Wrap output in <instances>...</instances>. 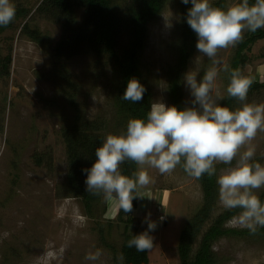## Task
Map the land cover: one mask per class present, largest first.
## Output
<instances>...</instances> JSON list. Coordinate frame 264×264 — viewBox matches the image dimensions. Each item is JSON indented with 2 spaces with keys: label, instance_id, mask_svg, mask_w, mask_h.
Instances as JSON below:
<instances>
[{
  "label": "rangeland",
  "instance_id": "374dc122",
  "mask_svg": "<svg viewBox=\"0 0 264 264\" xmlns=\"http://www.w3.org/2000/svg\"><path fill=\"white\" fill-rule=\"evenodd\" d=\"M41 1L11 0V3L30 11L26 21L46 37L43 45L19 33L20 21L0 33V62L11 55L9 76L0 73V264H116L123 241V227L116 221L117 202L106 201L101 194L92 216L84 213L80 199L66 191L68 165L61 137V130L75 122L100 126L103 142L108 134L124 132L114 108L115 76L107 58L86 52L54 60L52 51L62 37L64 21L57 23L35 13ZM130 1L111 0V3L116 13L124 17ZM222 1L226 9L240 0ZM180 5L181 0H167L148 26L140 70L151 92L152 104L168 105L166 73L174 65L181 44ZM83 17L82 9H74L73 26H80ZM234 50L235 47L221 49L218 55L229 65ZM261 53L264 48L257 44L248 55L243 75L264 82V61L257 58ZM209 67L211 61L195 48L181 78L184 107L190 106L192 99L183 83L184 73L198 71L199 80ZM60 68L67 73L74 89L66 86ZM226 78L227 72L220 71L215 87V92L224 98ZM246 102L264 104V90L248 96ZM240 106L238 101L233 109ZM251 145L255 147L251 162L264 166V131L257 132ZM248 146L241 148L240 153ZM238 159L239 154L231 165L216 163L221 166L218 176L235 166ZM141 168L147 170L151 182L139 189L143 198H137L131 216L145 220L150 215L157 223L150 233L154 246L148 250V264H179V235L202 204L200 184L179 165L171 174H161L148 165H137V172ZM262 190L264 187L255 192L258 195ZM224 210L218 186L210 221ZM231 220L226 227L246 229ZM209 225L207 222L201 233ZM196 247L197 243L193 252ZM97 249L102 250L98 261L85 259ZM49 251H56L57 257L47 258ZM212 251L216 264H264V236L222 237L213 244Z\"/></svg>",
  "mask_w": 264,
  "mask_h": 264
},
{
  "label": "clouds",
  "instance_id": "9594fccd",
  "mask_svg": "<svg viewBox=\"0 0 264 264\" xmlns=\"http://www.w3.org/2000/svg\"><path fill=\"white\" fill-rule=\"evenodd\" d=\"M181 3H191L186 22L197 36L198 53L211 61V67L199 80L198 71L184 73L183 83L192 97L190 106L181 109L176 105L153 103L146 119H129L126 132L108 134L95 149V162L82 170L87 173L86 191L102 194L106 201L115 200L117 208L128 214L133 212V200L143 198L139 189L149 185L151 178L143 168L135 178L122 174L120 166L125 161L148 165L161 174H171L180 165L188 176L201 179L205 174L216 175V163L231 165L239 154L235 166L217 178L219 201L225 210H239L231 223L256 234L258 228L264 227V203L255 192L264 187V166L251 162L255 156L251 141L258 131H264V104L246 102L253 80L239 68H230L218 53L240 43L245 30L256 32L264 28V0L251 3L240 0L226 9L213 6L210 0H181ZM15 14L11 0H0V26L9 25ZM220 71L229 73L226 92L228 97L241 102L240 107L230 109L221 103L224 97L215 92ZM146 91L133 77L122 99L138 103ZM245 145L249 146L240 153ZM144 222L147 229L127 241V247L137 252L154 246L150 233L157 228V223L150 215ZM63 252L61 247L59 254ZM101 256L102 250L97 249L85 259L98 261ZM46 257L55 259L57 252L49 251ZM116 260L118 264H125L124 254L117 253Z\"/></svg>",
  "mask_w": 264,
  "mask_h": 264
},
{
  "label": "trees",
  "instance_id": "16d2710c",
  "mask_svg": "<svg viewBox=\"0 0 264 264\" xmlns=\"http://www.w3.org/2000/svg\"><path fill=\"white\" fill-rule=\"evenodd\" d=\"M166 2L167 0H131L124 17L116 13L111 0H42L34 11L42 16L50 17L54 22L64 21L62 37L52 51L54 60L70 59L85 52L96 57L107 58L115 76L114 108L124 132H126L129 119H146L152 105L151 92L142 76L140 61L148 38V26L160 14ZM251 2L254 0H250ZM212 5L223 8L224 1L219 0ZM180 6L181 44L178 48L177 59L174 65L168 69L166 77L168 105H176L182 109L184 106L181 78L188 65V60L196 48L197 36L188 26L185 18L191 3L188 5L181 3ZM15 8V18L6 27L0 26V33L11 29L15 22L20 21L19 33L37 45H43L46 37L39 30L32 29L28 20L26 21L30 11L20 6H15ZM76 8L83 10L84 17L81 25L75 27L73 26V11ZM257 44L264 48V28L258 29L256 32L246 30L241 42L235 46L229 62L230 68H239L243 74V69L249 62L248 55ZM257 58L264 61V53H261ZM10 63V54L0 62V73L4 77L9 76ZM59 72L66 86L70 90L74 89L69 82L67 73L62 68L59 69ZM133 77L137 78L147 89L144 99L138 103L122 99L127 83ZM226 81L228 86L230 82L228 72ZM262 90H264V82L253 81L248 96ZM72 96L73 94L70 98L71 104H73L71 100L74 99ZM236 102L238 100L230 98L226 94L221 103L233 109ZM101 129L95 123L78 124L75 122L61 130L68 165L66 191L69 195L80 199L84 213L90 217L92 216L91 211L101 195H92L86 191L87 173L82 170L90 168L95 162V149L102 145L104 138ZM180 167L182 168V166ZM215 167L216 175L209 177L205 174L201 179H195L201 187L202 204L179 235L177 245L179 264H216L212 246L222 237L264 236V227L258 228L256 234L250 233L248 229L236 230L226 227V224L239 210H224L210 221L218 195L216 181L221 166L215 164ZM120 170L122 174L135 178L137 165L132 161H125L121 164ZM258 197L264 203V190L258 194ZM136 206L137 199H134L133 211ZM131 215L132 212L126 214L120 209L117 213L116 221L123 227V241L119 253L124 254L125 264H148V251L137 252L135 248L127 247L129 239L147 229L145 220L135 219ZM207 222H210V225L201 233ZM196 243L197 247L193 252L192 248Z\"/></svg>",
  "mask_w": 264,
  "mask_h": 264
}]
</instances>
